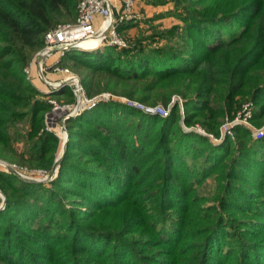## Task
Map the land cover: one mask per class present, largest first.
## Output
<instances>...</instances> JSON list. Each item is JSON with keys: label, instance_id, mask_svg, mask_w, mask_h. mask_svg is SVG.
<instances>
[{"label": "trees", "instance_id": "obj_1", "mask_svg": "<svg viewBox=\"0 0 264 264\" xmlns=\"http://www.w3.org/2000/svg\"><path fill=\"white\" fill-rule=\"evenodd\" d=\"M174 1L185 28L154 34L167 43L72 49L59 63L80 74L89 96L167 106L179 96L184 114L178 100L168 116L101 102L67 120L70 139L50 187L0 171V264H264V136L238 126L235 140L215 144L184 128L218 134L248 101L254 125L264 126V0ZM76 2L0 0L4 160L54 165L52 105L25 67L50 29L75 21L67 20ZM23 120L31 145L19 153L11 128ZM210 178L215 190L204 194Z\"/></svg>", "mask_w": 264, "mask_h": 264}, {"label": "built area", "instance_id": "obj_2", "mask_svg": "<svg viewBox=\"0 0 264 264\" xmlns=\"http://www.w3.org/2000/svg\"><path fill=\"white\" fill-rule=\"evenodd\" d=\"M137 1L138 0H80L75 21L60 24L46 33L45 46L38 52V54H43V59L39 61L37 54L25 67V73L27 78L36 87H38V85L36 84L35 74L36 77H39L48 86L47 91H43L38 87L44 94V98L52 105L51 112L46 115V128L48 130L52 131V125L49 122L51 118L50 115L56 112L67 113L63 118V123L65 125L67 120L71 117H75L85 110L93 109L101 102L108 101H119L148 113L168 116L171 105L178 100L184 114L183 100L181 97H178V99L174 98L170 106H164L161 104H145L107 91L95 96H89L80 74L73 71L70 67L63 66L59 63L61 57H63L72 46L76 47L75 49L86 51H93L106 46L117 48L131 46L132 43L130 40L120 33L119 26L122 22H137V20L141 18V15L137 11ZM88 39H98L99 43L97 47L86 48L81 46V42ZM56 53H59L60 56L57 57L53 63L49 64L48 61L55 57ZM49 73L62 75V78L57 79V81H49L47 79ZM66 86L71 88L74 101L71 104L62 105L54 98L53 94L55 91H60ZM254 107L255 104L252 101L243 104V109L239 111V113L237 112L238 115L236 117L231 119L230 116H227L224 119L218 134L208 132L200 124H196L195 127L188 126L187 129L188 131H197L207 136L215 144L222 143L228 137L235 140L236 128L238 126L249 129L255 138H262L264 136V126L257 127L252 121ZM0 166L11 173H13L12 170H16L24 175L21 168L16 163L0 159ZM44 171L46 172L47 170ZM46 174L47 176L42 178L39 177V179L49 180L50 174L48 172H46ZM1 208H4V203L0 204V209Z\"/></svg>", "mask_w": 264, "mask_h": 264}, {"label": "rangeland", "instance_id": "obj_3", "mask_svg": "<svg viewBox=\"0 0 264 264\" xmlns=\"http://www.w3.org/2000/svg\"><path fill=\"white\" fill-rule=\"evenodd\" d=\"M76 1H77L76 2V17L72 19H68L67 21H73L74 19L76 20L77 18L78 3L80 0H76ZM137 11L141 15V18L138 19L137 22L131 21V23L133 24L131 28H134V29L128 28V29H125L124 31H120L122 35L126 36V38L130 40L132 45H135L136 43H138L140 40L143 39L144 45L159 46V45L167 43L168 39L166 38L162 39L157 35L154 36V34L171 29L173 26H176V25L180 26V30H179L180 33H182L185 28L184 22L178 17V13L181 12V8L176 7L174 0H138L137 1ZM171 43H174V41H171ZM55 55H56L55 57H53L51 60L48 61L49 64L53 63L55 59L60 56L59 53H56ZM62 58L63 57H61V59ZM67 67L71 68L70 65H67ZM35 78H36V84L38 85V87L42 89L43 91H47L48 86L39 77H36V74H35ZM59 78H62V75L55 74V73H49L47 75V79L49 81H57V79ZM178 97L179 96H175L174 98L178 99ZM54 98L62 105L71 104L74 101L73 96L69 95V93L64 94V95L56 94L54 95ZM157 104L167 106L164 104V102L160 98ZM242 109L243 108L241 107L238 110V113ZM238 113H235V115L232 116L231 119L236 117ZM66 114L67 113H63V112L57 113L56 112L50 115L51 118L49 119V122L52 125L51 126L52 131H54V133L59 137L60 147H59L57 157L61 155L64 149V145H65V134L62 129V126L64 125L63 118L65 117ZM29 124L30 123L28 120H23V121L18 122L11 128L12 132L14 133V136L18 139V142L16 143V147L18 148L19 153L23 152L24 149H26L27 151L31 145L30 141H28L27 139H24L25 136L27 135V132L29 131V126H30ZM66 125H67V122H66ZM195 125L196 124H193L190 126L195 127ZM184 128L188 131L187 126L184 125ZM23 136L24 138L22 139ZM22 160L20 161L11 160V163H16L21 168V171L24 173V175L29 176V177L38 178V179L39 177L40 178L45 177L47 176L46 172L50 174L53 168L52 167L50 170L49 169L47 170L41 167H32L28 163ZM44 170H47V171L45 172ZM0 171L11 173L9 171H6L5 168L1 166H0ZM56 174L54 175L53 179L56 177ZM51 181L52 179H49V180L44 181V183H46L50 187ZM215 187H216L215 180L213 178H210L204 183V185L200 188V190L204 194H206L209 192H213L215 190ZM2 193H0V204H3L5 200L4 195H3L4 193L3 194Z\"/></svg>", "mask_w": 264, "mask_h": 264}, {"label": "water", "instance_id": "obj_4", "mask_svg": "<svg viewBox=\"0 0 264 264\" xmlns=\"http://www.w3.org/2000/svg\"><path fill=\"white\" fill-rule=\"evenodd\" d=\"M76 47L72 46L69 48V50H72V49H75ZM38 60L40 61L41 59H43V54L39 53L38 56H37ZM63 131L66 132L67 134V137H66V140H65V145H64V149L61 153V155H59L55 162H54V165H53V168L51 170V173H50V176L48 179H52L54 177V175L56 174V172L58 171V168L60 166V162L62 161L65 153H66V150H67V146H68V141L70 139V136H69V133H68V129H67V125L65 123V125L63 126ZM14 174H16L17 176L27 180V181H31V182H44L46 180H41V179H35V178H30V177H27V176H24L23 174H21L20 172L16 171V170H12ZM0 193H2L1 189H0ZM3 194V193H2ZM4 195V207L6 205V202H7V197L5 194Z\"/></svg>", "mask_w": 264, "mask_h": 264}, {"label": "bare ground", "instance_id": "obj_5", "mask_svg": "<svg viewBox=\"0 0 264 264\" xmlns=\"http://www.w3.org/2000/svg\"><path fill=\"white\" fill-rule=\"evenodd\" d=\"M98 43H99L98 39H88V40L82 41L81 46H84L86 48H94V47H97ZM64 134H65V140H66L67 134L66 132H64Z\"/></svg>", "mask_w": 264, "mask_h": 264}, {"label": "crops", "instance_id": "obj_6", "mask_svg": "<svg viewBox=\"0 0 264 264\" xmlns=\"http://www.w3.org/2000/svg\"><path fill=\"white\" fill-rule=\"evenodd\" d=\"M131 29H134V28H131Z\"/></svg>", "mask_w": 264, "mask_h": 264}]
</instances>
